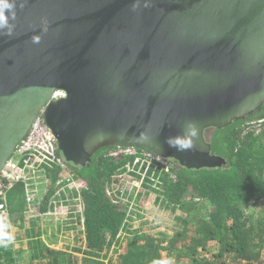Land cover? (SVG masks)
Segmentation results:
<instances>
[{
	"label": "water",
	"instance_id": "95a60500",
	"mask_svg": "<svg viewBox=\"0 0 264 264\" xmlns=\"http://www.w3.org/2000/svg\"><path fill=\"white\" fill-rule=\"evenodd\" d=\"M22 2L0 35V178L40 114L76 166L138 147L201 169L225 162L211 129L264 105V0ZM188 120L200 139L178 152Z\"/></svg>",
	"mask_w": 264,
	"mask_h": 264
},
{
	"label": "trees",
	"instance_id": "16d2710c",
	"mask_svg": "<svg viewBox=\"0 0 264 264\" xmlns=\"http://www.w3.org/2000/svg\"><path fill=\"white\" fill-rule=\"evenodd\" d=\"M211 130L212 150L225 159L221 166L190 169L170 158L171 172L159 166L146 172L159 181L160 195L156 191L158 199L163 198L162 205L181 210L176 218L182 226L172 235L157 243L143 230L140 238H128L121 245L116 260L104 262L103 255L121 243L119 233L128 212L127 206L114 203L108 190L117 175L134 165L136 157H115V147H104L84 167L66 161L86 186L80 208L85 218L83 256L73 258L64 250L44 245L39 231L27 228L21 249L0 247V264H150L154 258L168 257L164 254L168 250L176 264H264V105L246 119ZM42 174L50 183L38 198L36 215L53 208V183L60 172L47 167ZM24 191V183L8 191L16 228L20 214L23 217ZM251 207L259 209L258 216L247 212ZM23 252L29 259L20 263Z\"/></svg>",
	"mask_w": 264,
	"mask_h": 264
},
{
	"label": "built area",
	"instance_id": "2783aa9c",
	"mask_svg": "<svg viewBox=\"0 0 264 264\" xmlns=\"http://www.w3.org/2000/svg\"><path fill=\"white\" fill-rule=\"evenodd\" d=\"M63 95V92L57 91L53 94V97L56 98ZM112 155L115 157L121 155L136 156L134 165L117 175V178L120 179L122 177L121 181L123 182L125 176L129 174L131 176L133 172H136L141 175V180L135 182L138 186L141 185L145 177H148L152 186L159 188V181L152 176H148L146 173L152 166H159L165 172H171L172 169L169 159L148 151H140L134 147H117L112 151ZM47 167L59 168L60 175L55 183H53V188L56 191L51 202L54 206L44 214H68L70 211L69 207L76 202L81 207L82 189L86 187L85 183L75 176L59 154L56 139L46 124L43 114H40L29 135L17 146L14 155L7 162L1 174L0 215L6 216L11 221V224H13V219L8 191L17 184L24 183V193L28 197V200H31L32 203L34 200L38 201L39 194H36L35 185L32 183L36 182L38 185L40 183L39 186H46L50 183L48 178L44 183L38 180V177L42 176V172ZM142 169H145V171H142Z\"/></svg>",
	"mask_w": 264,
	"mask_h": 264
},
{
	"label": "rangeland",
	"instance_id": "374dc122",
	"mask_svg": "<svg viewBox=\"0 0 264 264\" xmlns=\"http://www.w3.org/2000/svg\"><path fill=\"white\" fill-rule=\"evenodd\" d=\"M129 175L125 176L123 182L121 181V177L117 182L111 183L109 190L115 200L122 196L126 199L127 203H129V201L131 202L135 211L132 212V216H129L128 219L129 222L135 226L128 225L126 231L120 233L119 239H121V243L119 246L114 244L108 254L106 256L103 255L102 259L104 262H108L107 260L109 258L116 260L121 245L128 240V238H140L139 236L144 233L141 228L150 234V240H155V242L159 243V239L162 240L165 236L172 235L178 227L182 226L176 218L177 214L178 216L180 215L181 210L172 211L170 208H164L161 204V200H155L154 194L152 196L150 195L147 201L144 200L142 204H140L143 197L144 199L148 197H145L147 193L141 196V193L145 188L148 189V186H146L141 192H135L132 189L133 185L130 183L134 179H137V176L135 174L131 176ZM39 178L40 177H38V180L40 181ZM32 184L35 185L34 188L37 195L46 192L44 187L39 186L40 183L39 185L36 184V182H33ZM131 195H134L133 198H130ZM31 203V200H28V197L24 193L25 207L23 209V217L21 214L19 217V227H17V232L23 234L24 230L27 228H34L39 231V239L44 245H53L57 249L64 250L68 255H73V258H81L86 249L84 241L85 226L77 222V220L69 218L67 214L55 213L36 215L35 204H37V201L34 200L33 203L35 204ZM247 212L249 214L254 213L255 217L259 215V209L257 207H251ZM142 222H144V224L142 226L140 225L141 228L137 227L136 224H141ZM213 249H215V247ZM164 254L170 257L169 254L171 253H169L168 250V252L164 251ZM21 259V262H28L29 257L27 252L22 253Z\"/></svg>",
	"mask_w": 264,
	"mask_h": 264
},
{
	"label": "clouds",
	"instance_id": "9594fccd",
	"mask_svg": "<svg viewBox=\"0 0 264 264\" xmlns=\"http://www.w3.org/2000/svg\"><path fill=\"white\" fill-rule=\"evenodd\" d=\"M23 6L24 5H23L22 0H0V35L11 36L13 34L14 24L12 22L15 21V19H16L17 8L18 7L22 8ZM46 30H47V28L45 26V31ZM32 39H33L34 43L38 44L41 40V36L40 35H34ZM61 92H63V91H61ZM63 96H59V97H63ZM59 97H56V98H59ZM253 124H254V127L258 126V122H255ZM199 139H200V126H199V124L194 120H188L185 123L183 131L179 134L174 135V136H168L166 138L165 143L170 148L176 149V151H178V152H185V151L195 149ZM57 147H58V144H57ZM115 148H117V147H115ZM134 148H137L138 150L140 149V151H148V150L141 149L138 147H134ZM58 151H59V154L61 155V157L66 162L67 160L65 159L63 154L60 152L59 148H58ZM148 152H150V151H148ZM167 159H170V158H167ZM133 174H135L137 176V179H134L130 184L133 185L132 189L135 192L136 191H137V193L141 192V191H143V189L146 186H148V189L145 188L144 191L141 193V196H143V195H145V193H147L145 195V197H147V196L148 197L146 199H144V197H143V200H141L140 204H142V202L144 200L147 201L149 196L150 195L152 196L153 194L155 195V200L159 201L160 199H158V196L160 195V192L162 190L160 188V184H159V188H155L152 186V183H150L149 178L145 177L144 180L142 181L141 185L138 186L135 184V182L137 180H139V181L141 180V175H139L135 172H133L132 175ZM40 180L43 181V183L45 182L46 179L43 180V174L40 177ZM118 180L119 179L117 178V181ZM121 186H122V184H121ZM41 187H44L45 190H47V188L49 187V184L46 186L41 185ZM156 190L159 191V195H158V191H156ZM108 192H109L108 193L109 197L114 201V203L119 204L120 206L125 205L128 207L127 217L124 221V227L121 229L120 233L126 231V229H127L126 227L128 225L129 226H135L134 224L130 223L129 219H128L129 216H132V212L135 211V208H133V205L131 204V202L129 201V203H127L126 199L123 198L122 196L118 197V199L115 200L114 197L112 196V193L110 192V190H108ZM40 195L41 194H39V196ZM133 196L134 195H131L130 198H133ZM162 200H163V198H161V204H162ZM82 206H83V193H82L81 207ZM81 207L78 205L77 202L74 203L71 207H69L70 211L67 215L69 218H73V220H77V222H79L85 226V218H84L83 212L80 209ZM163 207H164V205H163ZM164 208H166V207H164ZM10 209H11V206H10ZM11 214H12V212H11ZM12 219H13V215H12ZM143 224H144V222H142L141 224H136V225H137V227L141 228V226ZM141 230L143 231L144 229L141 228ZM120 233H119V236H120ZM134 239H136V238H134ZM14 240H15V236H14V233L12 231L11 221L6 216L0 215V247L7 248L9 245H11L14 242ZM150 264H176V262H175L174 258L164 257L162 255L160 258L152 259Z\"/></svg>",
	"mask_w": 264,
	"mask_h": 264
},
{
	"label": "crops",
	"instance_id": "0c3cea01",
	"mask_svg": "<svg viewBox=\"0 0 264 264\" xmlns=\"http://www.w3.org/2000/svg\"><path fill=\"white\" fill-rule=\"evenodd\" d=\"M19 227V225H18ZM18 228L14 227L13 224H12V231L14 233V236H15V240L14 242L11 244V246L13 247V249H21L23 247V242L25 241L22 237H23V234H19V232H17ZM26 230H24L25 232ZM20 239V240H18ZM27 240V239H26ZM50 247H54L53 245H50ZM56 248V247H54ZM24 253V252H23ZM22 259H20V263H23L21 262Z\"/></svg>",
	"mask_w": 264,
	"mask_h": 264
}]
</instances>
